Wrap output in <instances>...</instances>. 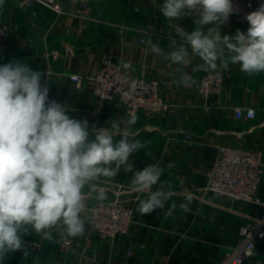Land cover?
I'll use <instances>...</instances> for the list:
<instances>
[{
	"label": "crops",
	"instance_id": "obj_1",
	"mask_svg": "<svg viewBox=\"0 0 264 264\" xmlns=\"http://www.w3.org/2000/svg\"><path fill=\"white\" fill-rule=\"evenodd\" d=\"M163 0H66L62 14L57 15L37 4L23 5L22 0H4L0 7V21L7 27V40L0 52V66L13 60L29 64L33 70L45 72L42 82L49 87V99L67 103L71 118L87 119L89 125L107 127L116 120L123 128V104L116 98L105 101L93 95V77L106 59L130 62L131 69L122 71L127 81L134 78L165 83L160 87L162 100L169 108L153 117L138 114V123L132 126L137 138L144 141L146 149L129 157L132 172L124 167L116 177H102L98 188L112 200L118 193L120 200L132 208L133 221L119 239L99 238L89 224V208L98 204L96 193L87 195L85 232L79 237L62 236L59 228L53 229V240H41L35 233L25 242L30 264H89L87 254L97 253L99 264H123L127 248L132 255L130 264H215L237 242L238 229L257 209L243 201H230L214 193H203L205 173L211 166L218 146H229L246 151L260 152L263 162L257 196L264 200V73L249 76L239 65L229 64L228 70L216 71L225 76L222 92L203 97L191 87L177 86L182 72L196 80L206 72L194 71L202 61L190 53V63L174 65L155 55L142 41L151 38L164 51H171L173 40L182 27L188 33L195 29L194 18L168 22L160 13ZM86 4L88 17L76 16L77 9ZM137 8V12L134 9ZM180 25V26H179ZM209 25L205 27L208 31ZM239 29L248 28L230 15L220 26L221 35H235ZM70 43L75 46L71 57L52 60L46 51ZM179 67L182 71L177 72ZM68 74L83 77V84L75 88ZM252 108L255 117L237 120L236 109ZM189 138H186V136ZM119 139V137H117ZM151 150V157L145 151ZM149 164H159L165 169L161 177L165 190L174 195L163 209L141 215L136 211L145 193L131 191L130 179L134 172ZM160 184L153 186L155 191ZM194 198L187 212L180 208L185 197ZM174 205V207H173ZM71 239L73 249L62 247ZM39 244L35 249L32 243ZM86 247L82 255L80 248ZM23 251V250H22ZM24 252V251H23ZM255 264H264V240L255 249ZM244 264H251L245 262Z\"/></svg>",
	"mask_w": 264,
	"mask_h": 264
},
{
	"label": "clouds",
	"instance_id": "obj_2",
	"mask_svg": "<svg viewBox=\"0 0 264 264\" xmlns=\"http://www.w3.org/2000/svg\"><path fill=\"white\" fill-rule=\"evenodd\" d=\"M3 4L0 0V7ZM159 11L168 22L191 16L195 29L188 33L179 27L180 42L174 39L171 51L151 38L142 41L151 53L174 65H187L190 48L192 56L202 61L194 71L228 70L232 64L249 76L264 73V3L246 15L247 31L237 29L232 36L220 32V26L238 11L232 0H163ZM209 25L214 26L205 31ZM121 67L132 66L121 61ZM42 78L49 81L45 72L18 59L0 66V264L7 253L28 254L24 235L35 233L50 241L52 230L59 228L62 236H82L85 188L97 194L98 202L105 201L106 192L97 182L116 177L122 166L132 172L129 157L147 148L132 131L138 116L130 113L123 128L116 120L107 127L90 126L87 119L71 118L68 113L74 110L67 103L50 100ZM176 83L187 88L196 81L182 72ZM145 155L151 157V150ZM164 172L159 164H149L131 177V191L146 194L136 209L141 215L163 209L174 195L160 182ZM193 198L188 194L180 208L187 212Z\"/></svg>",
	"mask_w": 264,
	"mask_h": 264
},
{
	"label": "built area",
	"instance_id": "obj_3",
	"mask_svg": "<svg viewBox=\"0 0 264 264\" xmlns=\"http://www.w3.org/2000/svg\"><path fill=\"white\" fill-rule=\"evenodd\" d=\"M113 2L114 0H104ZM66 0H22V4L29 6L37 4L54 14L60 15ZM264 0H232L237 12L231 14L239 23L248 28L245 17L247 14L259 8ZM137 12V8L134 9ZM78 18L88 17V6L82 4L77 11ZM7 27L0 21V52L3 50L7 40ZM75 52V46L70 43L64 46L46 51L44 56L52 60L60 57H71ZM225 74L222 72L203 73L193 85L195 91L203 97L217 95L222 92L225 83ZM69 80L76 86L82 87L83 77L76 74H68ZM165 83L143 78L126 80L119 61L106 58L99 71L93 77V95L100 100L110 101L114 98L123 104L125 118L129 114H146L153 117L169 108L162 100L160 87ZM237 120H251L255 117L252 108H239L234 112ZM186 138H189L187 135ZM263 162L260 152L246 151L229 146H218L215 157L209 169L205 173V184L203 193H214L218 196L228 198L230 201H243L257 209V212L247 218V223L238 229V238L235 245L225 252L221 260L215 264H244L250 262L255 264L256 245L264 240V200L257 196V188L260 181ZM89 224L96 235L101 239H119L127 231L133 221L132 208L120 200L119 194H114L112 200L93 204L89 208ZM35 249L39 244L32 243ZM62 247L73 249L71 239L63 242ZM82 255L87 254L86 247L80 248ZM132 255V249L127 248L126 260L123 264H130L128 258ZM89 264H99L97 253L93 250L87 254Z\"/></svg>",
	"mask_w": 264,
	"mask_h": 264
},
{
	"label": "trees",
	"instance_id": "obj_4",
	"mask_svg": "<svg viewBox=\"0 0 264 264\" xmlns=\"http://www.w3.org/2000/svg\"><path fill=\"white\" fill-rule=\"evenodd\" d=\"M22 239L25 241L30 240V236L24 235ZM21 255L22 254L19 253L18 251L7 253L5 255L3 264H19V258Z\"/></svg>",
	"mask_w": 264,
	"mask_h": 264
},
{
	"label": "rangeland",
	"instance_id": "obj_5",
	"mask_svg": "<svg viewBox=\"0 0 264 264\" xmlns=\"http://www.w3.org/2000/svg\"><path fill=\"white\" fill-rule=\"evenodd\" d=\"M17 251L22 254L20 256V258H19V264H30V262H29V255L27 254L25 256V254H24V252L22 250H17Z\"/></svg>",
	"mask_w": 264,
	"mask_h": 264
}]
</instances>
